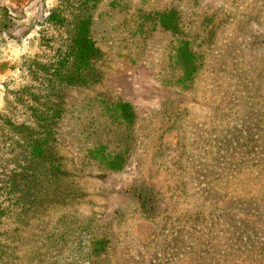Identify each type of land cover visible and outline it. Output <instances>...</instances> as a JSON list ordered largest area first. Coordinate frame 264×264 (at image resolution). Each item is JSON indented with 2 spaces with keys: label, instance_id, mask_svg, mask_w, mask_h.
<instances>
[{
  "label": "rangeland",
  "instance_id": "obj_1",
  "mask_svg": "<svg viewBox=\"0 0 264 264\" xmlns=\"http://www.w3.org/2000/svg\"><path fill=\"white\" fill-rule=\"evenodd\" d=\"M60 4L0 0V264H213L224 211L264 190L236 154L264 132V0H88L98 81L57 89L50 147L62 177L28 170L17 191L12 170L38 160L6 121L34 127L31 109L54 98L39 82L67 37L46 21ZM170 10L178 34L158 24ZM183 41L198 68L180 81ZM121 151L122 170L101 169ZM134 191L157 195L155 210ZM96 238L106 249L93 259Z\"/></svg>",
  "mask_w": 264,
  "mask_h": 264
},
{
  "label": "trees",
  "instance_id": "obj_2",
  "mask_svg": "<svg viewBox=\"0 0 264 264\" xmlns=\"http://www.w3.org/2000/svg\"><path fill=\"white\" fill-rule=\"evenodd\" d=\"M58 1L61 4L48 13L46 21L55 28L65 29L66 27L65 34L67 37L56 48L52 63L41 68L43 77L39 82L49 91L48 96L54 98L31 109L35 122L34 127L6 121L14 133L20 134L26 141L30 142L28 147L33 158L31 161L38 160L37 164L32 163L34 166L31 164L28 167H22L21 163L12 170L9 185L17 191L21 186L20 182L28 180V170L33 169V179L36 178L35 173L39 170L48 172L49 175L57 178L62 177V160L60 158L55 159L56 157L51 155L50 147V141L54 138L53 124L61 113L57 89L62 87L84 88L95 84L99 78L96 63L102 59L103 53L91 36L92 15L91 9L87 7L88 0ZM158 24L169 32L179 33L177 14L173 10L160 13ZM176 52V60L182 73L180 81L183 78L190 79L197 71L198 65L195 56L189 49L188 41L181 42ZM113 111L118 120L126 127L133 125L136 115L129 103L118 101L113 104ZM257 122L256 125H259V121ZM248 136V148L236 154L243 156L240 159L244 160L246 164H242L244 166L242 168L259 170L251 179L253 181L261 174L264 178V132L261 135L251 136L249 134ZM252 143H258L259 146H252ZM28 147L22 146V149ZM124 152L121 151L108 157V162L101 166V169L122 170L126 162ZM252 185L255 187L254 184ZM132 194L144 211H154V207L158 205L159 199L153 192L146 194L141 191H134ZM224 212L226 213L220 224L225 225L226 243L224 244L220 237L217 242V260L215 259L216 262L213 264H224V262H227L226 264H264V190L259 196L250 194L241 197ZM3 215L4 209L0 206V223ZM105 249V240L102 238L93 239L90 256L93 259L98 258ZM204 258H200L201 264H206ZM220 258H224L223 263H218ZM90 264L95 263L91 261Z\"/></svg>",
  "mask_w": 264,
  "mask_h": 264
}]
</instances>
